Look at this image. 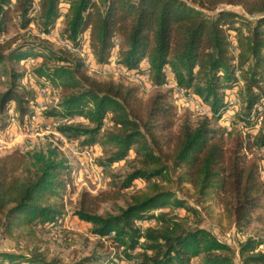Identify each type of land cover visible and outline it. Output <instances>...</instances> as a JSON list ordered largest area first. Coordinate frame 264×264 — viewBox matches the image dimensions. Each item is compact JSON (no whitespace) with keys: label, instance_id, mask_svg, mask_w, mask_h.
I'll list each match as a JSON object with an SVG mask.
<instances>
[{"label":"trees","instance_id":"16d2710c","mask_svg":"<svg viewBox=\"0 0 264 264\" xmlns=\"http://www.w3.org/2000/svg\"><path fill=\"white\" fill-rule=\"evenodd\" d=\"M14 17L21 28L59 30L65 43L88 49L99 66L111 62L117 47L120 66L138 73L146 68L157 86L171 77L211 111L196 122L185 119L171 135L176 107L169 93L145 102L136 86L89 73L80 53L62 45L56 50L49 38L0 41V66L42 58L30 74L42 87H60V102L43 115L66 119L56 127L65 138L82 147H107L108 156L100 161L104 167L130 165L117 191L83 193L74 215L90 223L94 235L111 240L121 249L118 257L133 264H264V239L248 237L237 252L174 212L200 214L178 195L186 185L195 204L209 212L207 204L222 194L226 215L239 230L263 206L257 152L264 150V0H0V35ZM25 77L13 70L10 87L0 94V114L13 111L20 125L35 114L36 94L22 84ZM231 90L237 93L235 103L228 97ZM235 106L229 129L219 122L228 120ZM236 128L243 132L226 147ZM72 173L70 160L56 146L1 155L0 234L31 239L36 226L57 224L66 215L64 194ZM136 180L146 186L131 193L125 207L98 212L101 202L119 198ZM145 221L155 223L144 226ZM113 259L95 252L66 263L42 252L0 251V264H111Z\"/></svg>","mask_w":264,"mask_h":264},{"label":"rangeland","instance_id":"374dc122","mask_svg":"<svg viewBox=\"0 0 264 264\" xmlns=\"http://www.w3.org/2000/svg\"><path fill=\"white\" fill-rule=\"evenodd\" d=\"M232 8L233 6H227ZM239 9L240 7H234ZM61 28V22L59 23ZM13 37L17 38L16 43L23 40H36L49 38L54 49H60V45L69 50L80 53L86 60L89 73H96L101 78H114L124 83L138 88L139 96L143 101L147 102L158 92H167L171 101L176 107V125L171 131V135L175 134L179 125L185 119H191L196 122L201 115H211V111L206 108L201 100L192 93H187L179 88L176 82L170 77L168 82L162 86H157L151 81V74H145L146 68L141 73L133 72L131 74L122 70L124 67L118 64V48L113 51L111 62L105 66H99L93 60L88 49H72L70 45L60 37L59 30L53 34H45L41 32L36 25L32 24L28 28H21L19 19L14 17L9 23L8 30L0 35V41L4 42ZM90 53V54H89ZM42 58L30 59L21 63L6 61L0 66V94L5 92L11 85L13 70L25 72L26 77L22 81L28 89L36 94L34 105L35 114L38 113V121L35 122V114H33L29 122L20 125L13 115V111L0 114V156L12 152L15 149L31 150V149H48L49 147H59L70 160L73 166L72 180L67 192L64 194V204L66 215L55 225H38L36 226V237L26 239L16 235L9 236L0 234V251H11L18 254L32 255L35 252H42L48 259L59 258L61 261L71 263L95 252L110 254L114 259L111 264H133L118 255L121 249L115 247L111 240L106 238H98L91 232V224L80 220L74 215V211L78 209L82 201L84 192L89 193L91 197L102 192H115L130 170V165L126 161L112 164L110 167H104L100 161L108 156L107 147H103L100 143H96L90 147H82L80 143L70 142L66 139L56 127L65 122L62 117H46L43 111L55 107L62 98L60 87L49 84L42 87V82L37 81L31 76L30 69L36 64L41 63ZM147 67V66H146ZM229 99H235L237 102L236 90L229 92ZM239 106L230 109L228 120L219 122L221 125H227L230 129L231 121L238 112ZM14 118V120H13ZM259 119V125L261 119ZM78 120H81L78 118ZM26 131H32L30 133ZM243 132L240 128L233 130L232 134L226 137V147H230L234 143V139ZM245 132V131H244ZM256 132V130H255ZM59 133V134H57ZM261 157L260 163V180L264 183V150L257 152ZM248 157H252V153H247ZM134 157V152H130L129 158ZM146 183L136 180L134 184L121 191L119 198H111L106 202H101L98 208L99 213H116L120 207H125L129 201L131 193L136 189L144 188ZM179 189L178 195L186 198L187 204L195 206L200 212L199 215L188 213L184 209L175 208L174 212L180 217H187L191 227L200 224L213 233L221 240L226 241L237 252L240 243L248 237H256L264 239V203L255 214L252 223L244 230H239L235 221L226 215L222 194L217 195L215 199L207 204L212 208V212L196 205L195 200L190 197L187 188ZM176 189V188H174ZM178 189V188H177ZM90 199V198H89ZM170 208L158 210L167 211ZM198 222V223H197ZM154 221H145L144 226L154 224ZM103 243L102 245L100 243ZM264 249V245L261 247ZM239 262V256L236 258Z\"/></svg>","mask_w":264,"mask_h":264},{"label":"built area","instance_id":"2783aa9c","mask_svg":"<svg viewBox=\"0 0 264 264\" xmlns=\"http://www.w3.org/2000/svg\"><path fill=\"white\" fill-rule=\"evenodd\" d=\"M89 54H90V53H89ZM122 70H124L125 72H127V73H129V74L133 73V71H129V70L125 69V68H123ZM145 74L148 75L147 70H146ZM232 102L235 103V99H232ZM13 120H14V118H13ZM38 120H39V119H38V113H36V114H35V122H37ZM26 132L30 133V132H32V131H26ZM57 134H59V133H57ZM66 139H67V138H66Z\"/></svg>","mask_w":264,"mask_h":264},{"label":"bare ground","instance_id":"6f19581e","mask_svg":"<svg viewBox=\"0 0 264 264\" xmlns=\"http://www.w3.org/2000/svg\"><path fill=\"white\" fill-rule=\"evenodd\" d=\"M261 120H262V119H261ZM261 120H260V121H261Z\"/></svg>","mask_w":264,"mask_h":264}]
</instances>
